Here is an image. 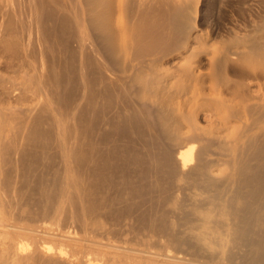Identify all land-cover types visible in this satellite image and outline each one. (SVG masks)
I'll return each instance as SVG.
<instances>
[{
  "label": "bare ground",
  "instance_id": "6f19581e",
  "mask_svg": "<svg viewBox=\"0 0 264 264\" xmlns=\"http://www.w3.org/2000/svg\"><path fill=\"white\" fill-rule=\"evenodd\" d=\"M0 264H264V0H0Z\"/></svg>",
  "mask_w": 264,
  "mask_h": 264
},
{
  "label": "rangeland",
  "instance_id": "374dc122",
  "mask_svg": "<svg viewBox=\"0 0 264 264\" xmlns=\"http://www.w3.org/2000/svg\"><path fill=\"white\" fill-rule=\"evenodd\" d=\"M221 17H223V16H221Z\"/></svg>",
  "mask_w": 264,
  "mask_h": 264
}]
</instances>
